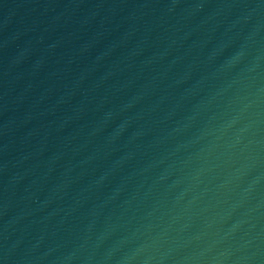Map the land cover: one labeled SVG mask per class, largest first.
Instances as JSON below:
<instances>
[{"label": "water", "instance_id": "obj_1", "mask_svg": "<svg viewBox=\"0 0 264 264\" xmlns=\"http://www.w3.org/2000/svg\"><path fill=\"white\" fill-rule=\"evenodd\" d=\"M0 264H264V0H0Z\"/></svg>", "mask_w": 264, "mask_h": 264}]
</instances>
